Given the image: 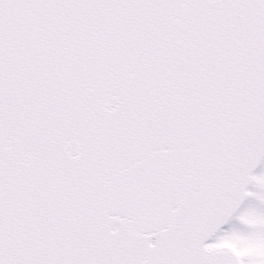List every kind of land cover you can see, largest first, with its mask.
Here are the masks:
<instances>
[{
	"label": "snow or ice",
	"instance_id": "snow-or-ice-1",
	"mask_svg": "<svg viewBox=\"0 0 264 264\" xmlns=\"http://www.w3.org/2000/svg\"><path fill=\"white\" fill-rule=\"evenodd\" d=\"M0 264H264V0H0Z\"/></svg>",
	"mask_w": 264,
	"mask_h": 264
}]
</instances>
